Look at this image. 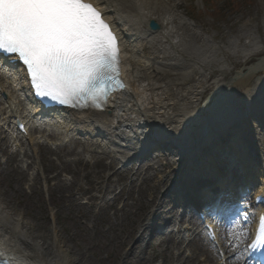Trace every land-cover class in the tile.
Segmentation results:
<instances>
[{
  "label": "rangeland",
  "instance_id": "rangeland-1",
  "mask_svg": "<svg viewBox=\"0 0 264 264\" xmlns=\"http://www.w3.org/2000/svg\"><path fill=\"white\" fill-rule=\"evenodd\" d=\"M160 1L177 7L175 15L189 25L168 28L169 42L174 43V48L162 38L139 44L137 58L149 62L156 72L143 79L145 85L158 83L163 92L188 90L196 83L194 78L202 76H184L193 70V61L214 54L215 75L206 74L207 80L201 78L199 82L207 84V89L216 84L226 92L231 90L229 84L235 74L246 68L247 57L253 50L260 54L252 58V64L264 57V0H233L234 6L230 5L232 0ZM216 3L223 11L220 19L210 16L215 11H207ZM190 6L195 9L192 11ZM166 12L162 4L158 18H169ZM249 37L255 39L253 44H249ZM141 45L147 48V54L141 51ZM215 92H208V96ZM9 99L10 96L7 100L0 97V207L4 213L1 224L9 219L21 222L18 243L25 233L44 235L55 251L67 253L80 264H221L209 244L196 239L176 247L165 236L157 235V227H152L140 243H136L138 236L133 240L135 231L146 223L151 195L157 192H153L155 184L174 167L171 158L158 163V171L165 172L157 177V167H153L147 175L152 181L147 180L145 186L143 179L125 174L120 163L113 164L100 154L101 150L86 149L79 140L65 138L55 129L39 132L30 123L32 132L28 137L16 136L8 119ZM221 107L225 112L229 105ZM20 110L26 111V105ZM131 145L134 150L124 153L122 161L137 154L135 149L140 146ZM170 195L174 196L172 192ZM167 196L169 193L164 199L160 195L161 216L154 221L164 229H168L162 223L165 216L174 217L176 212L173 209L166 214L173 207ZM4 231L7 230L2 228ZM36 240L41 246L44 244V239ZM204 258L206 262H202Z\"/></svg>",
  "mask_w": 264,
  "mask_h": 264
},
{
  "label": "bare ground",
  "instance_id": "bare-ground-1",
  "mask_svg": "<svg viewBox=\"0 0 264 264\" xmlns=\"http://www.w3.org/2000/svg\"><path fill=\"white\" fill-rule=\"evenodd\" d=\"M92 2H96V0H92ZM129 2L135 3L137 0H129ZM140 2L143 3L142 11L133 8L129 12L121 14L119 10L113 9L108 15L109 23L114 25V30L119 37V48L124 69V77L127 81V88L124 92L122 91L121 93L112 95L108 110L105 113L92 111L80 113L73 111H58V113L53 114V116L44 115L41 108H38L36 103L29 100L27 84L22 70L11 69L7 66L9 61L14 59V57L1 58L0 94L10 93L11 98L6 104L11 111L8 118L11 121L12 129H16L28 137L30 129H27V122L31 121L35 126L34 129L52 128L58 130L66 137L75 139L79 137L82 141H78V143L81 144L82 147L85 146L86 149L89 148L92 151L101 150L102 156L109 158L113 164L120 162L125 174H132V177L137 180L143 179L142 184L148 186L147 180L152 181V179L147 178V175L151 172L153 166L157 167L158 171L160 166L158 163H155V161L158 162L159 159L154 157V155H147L142 159L141 156L144 155V152L139 150L138 154L135 155L133 159L120 161L121 155L133 149V147L128 144V140H138L140 143L146 141L149 136L151 139L145 144L149 146V144H154V142L157 141H172L177 139L180 146L185 148L184 151L186 154L195 152L199 148L205 146L204 135L198 138L196 136L197 131L201 130L203 133L218 131L219 128L217 127V129L215 125H221V119L224 117V107L222 109L221 105L224 106L228 103L230 105L228 109L230 111L232 110L229 114L240 113L242 109H245L248 118L245 122H243L244 119L242 118H240L241 121L233 120L232 124L235 125L231 128L228 127L227 122L222 124L224 127L223 129H229L231 133L235 135L230 137L232 138L231 143L239 145L241 164L237 165V169L242 168L247 170L246 168L250 165H255L256 162L251 157V154L249 155V153H246L247 150L249 151L248 146L242 147L244 141L241 142L240 140L238 141V139L245 135L242 129L248 127L247 130L250 129V139L248 138L247 141L252 144V150L250 151L257 154V157L264 155V142L257 132L258 129H261L260 123L264 117V105H260V103H264V100L257 97L258 90L264 88V82L260 83V81H264V75L257 76L256 78L255 75L259 73L253 75L248 73L250 69H252L253 72L261 71L260 69L264 67V59L252 65L248 68V71H238L236 79L233 80L231 84L232 91L224 92V87H221L219 90L218 88L220 86L216 84H213L211 89H207V84L202 85V82H199L201 78L202 80H207L206 74L215 75V72H213L215 67L213 65L214 61L212 60L214 54L202 55L203 57L193 61V70L184 76H202L200 79L195 77L194 81H196V83L192 85L190 89L188 88V90H165V92H163L162 86L158 85V83H148L145 85L143 79L149 78L150 75L156 72L155 70L150 72V69L147 68L143 59H138L136 57L139 52L136 44L147 40H157L159 37H163V39L167 40L169 43V37H167V32L164 30V27L176 28L178 26L186 27L188 25L184 24L178 15H175L178 8L171 6L170 3H163L160 2V0H140ZM162 4L166 6V14H170V17L159 21L157 15L159 6ZM152 20L156 21L162 28L160 33H150L148 31V23ZM248 40L249 44L255 42L254 38L249 37ZM171 45L172 43H170V46ZM172 47L174 46L172 45ZM253 51L254 53L252 55H248V59L244 66L250 64L252 58L260 54L259 51ZM143 52L147 53V48H144ZM241 72L242 74H240ZM222 74L225 76L227 73ZM240 75H245V77H240ZM254 79L255 82L253 83L252 80ZM5 83L9 84V86H6ZM217 83L219 84L220 82ZM211 91H217L214 93L216 97L211 93L206 100L208 92ZM222 94H224V96H222ZM16 95H18L17 101L14 100ZM204 100L205 102L203 103ZM209 101H211V103L213 102L210 106L206 104V102ZM22 103H25L28 107L26 111H24L26 113H22V110H20ZM19 126H23L24 131H20ZM16 130L15 132H17ZM217 139L218 137H216L215 140ZM215 140L211 143L213 144V148L218 149L220 147V145H218L219 140ZM119 148L124 149V151H120ZM185 153L184 159H181V156H176L179 158L178 160H174L177 164L179 163L178 168L176 169L175 165L177 164L174 163V165H172L174 166L173 169L169 168L171 172L162 175L164 178H161L159 182L155 184L153 192H156L155 190H157V192L151 195V200L148 205L150 212L146 217V223L134 233L133 240L138 236L136 241L137 244L140 243L148 233L152 232L151 229L155 226L154 221L161 216L160 211L162 204L160 195L164 199L165 194L170 192L173 186L178 187V189L186 187L191 182V179L196 178L199 175L198 173L202 170V168H200L201 170L198 169L194 171L193 168H188V161L192 162L195 160H190ZM207 158L208 156H206V160ZM139 160H141L140 164L137 163ZM138 165L140 166L138 167ZM164 172V170H159L155 177ZM251 172L254 171H246L247 175H249L247 179L251 178L248 183L242 185L245 187L241 188L240 191L243 192L248 190V188L251 187L250 184H253V188H256L259 184L260 187H257L258 191L254 199H257V197L263 198L262 204L264 203V161L257 167V170H255V175H250ZM200 178V176L197 177L198 183L200 182ZM258 181L259 183L257 184ZM173 182L174 185L172 186ZM138 195L140 198V192ZM142 197H145L144 191H142ZM232 208L233 205L231 203L229 209L232 210ZM222 213L223 212L219 213V216L222 215ZM261 217H264V206L258 207L255 204L253 205L252 202L250 211L246 217L248 220H251L248 223V227L240 226L237 228L239 224H235L232 230L229 231L228 237H231V240L234 238L232 247L226 248L225 243L223 244V258H227L228 260L232 259L230 263L226 261V264H251L248 259H246L247 250L245 251L246 247L243 248V244L248 238L252 239V237H254ZM3 220L4 213L0 207V255L7 257L12 264H80L79 261L72 260L67 253L55 251L54 245L48 243L50 239L44 235L35 236L30 233H25L24 235H20L22 238L18 243L16 239L19 223L21 222L18 221L16 223L9 219L6 224H1ZM167 226L171 227V225ZM2 228H5L8 232H2ZM233 229H236V232H233ZM237 232L242 234L237 237ZM190 233L194 232L188 227V229L180 228L176 234H174L173 231L169 234L163 232V235L167 238L169 243L180 247L182 237H190ZM172 234L173 238L171 236ZM36 238L41 240L44 239V244L41 246L36 242ZM55 241L58 242L59 240ZM236 250H240L239 253H237ZM244 252L246 253L245 255L243 254Z\"/></svg>",
  "mask_w": 264,
  "mask_h": 264
},
{
  "label": "snow or ice",
  "instance_id": "snow-or-ice-1",
  "mask_svg": "<svg viewBox=\"0 0 264 264\" xmlns=\"http://www.w3.org/2000/svg\"><path fill=\"white\" fill-rule=\"evenodd\" d=\"M133 8L142 11L143 3L0 0V52L21 62L38 97L71 108L103 110L112 94L125 87L119 37L108 15L113 9L125 14ZM260 224L250 249L264 256V217Z\"/></svg>",
  "mask_w": 264,
  "mask_h": 264
},
{
  "label": "water",
  "instance_id": "water-1",
  "mask_svg": "<svg viewBox=\"0 0 264 264\" xmlns=\"http://www.w3.org/2000/svg\"><path fill=\"white\" fill-rule=\"evenodd\" d=\"M150 27H151V29H159L158 26H157L156 24H154V23H152ZM249 68H250V67H249ZM246 70L248 71L249 69L247 68ZM246 70H245V71H246ZM260 70H261L260 72H264V67L261 68ZM258 72H259V71H258ZM258 72H253L252 69H250V70L248 71V73H249V74H252V75H253V74H256V73H258ZM240 74H242V73H240ZM240 77H245V75H240ZM238 80H239V79H238Z\"/></svg>",
  "mask_w": 264,
  "mask_h": 264
}]
</instances>
